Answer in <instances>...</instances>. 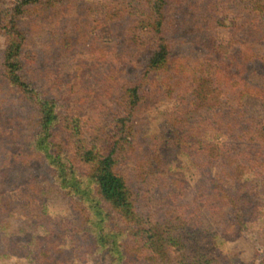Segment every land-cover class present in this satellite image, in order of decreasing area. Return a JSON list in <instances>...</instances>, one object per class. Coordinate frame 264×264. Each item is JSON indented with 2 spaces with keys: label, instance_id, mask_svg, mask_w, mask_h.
<instances>
[{
  "label": "trees",
  "instance_id": "16d2710c",
  "mask_svg": "<svg viewBox=\"0 0 264 264\" xmlns=\"http://www.w3.org/2000/svg\"><path fill=\"white\" fill-rule=\"evenodd\" d=\"M0 37V264H219L204 213L264 264V0H0Z\"/></svg>",
  "mask_w": 264,
  "mask_h": 264
},
{
  "label": "rangeland",
  "instance_id": "374dc122",
  "mask_svg": "<svg viewBox=\"0 0 264 264\" xmlns=\"http://www.w3.org/2000/svg\"><path fill=\"white\" fill-rule=\"evenodd\" d=\"M82 1L83 3L93 4L101 0H82ZM219 2H221V4ZM217 4L218 5L216 6L218 10H222V6L226 5L222 1H218ZM43 25H44V28H43L44 31H42V33H40L38 29L36 30L35 25L31 26V30L32 31L35 30L32 33V40L34 43L33 46L37 50H39L40 53L42 50L41 46L43 45V42L41 39L47 40L50 38L48 29L49 27L52 26V24L51 22L50 24L47 22L46 23L42 22V26ZM37 33H39V35H37ZM221 33L225 35L226 31L222 30ZM91 41H92L91 38H89L88 42L90 43ZM2 42L3 40L0 37V56H1V50H2ZM74 56H76V58L79 57L86 62L84 65L85 66L84 68H85V71L92 76L91 78H98V76L96 75L100 76V72L97 73L93 70V68L95 67V64H92L90 54L88 53V50L86 48H82V47L78 48L77 51H75ZM68 66H70L69 71H68L69 73L73 65H70V63H68ZM102 72H104L103 69H102ZM91 86L93 87L94 91L93 93L86 94L85 98L87 99V101H89L90 104L94 103L95 106H99L100 102L106 100V97H104V93H106V89H104V86L100 82H97V83L94 82L92 83ZM170 106H171V101H167L166 99H163L160 102H158L151 110L145 111V113L141 114L140 118L143 122L142 123L143 126L145 128L148 127V135L156 134V132L159 129V124L162 119L160 112L161 111L164 112L165 109L169 108ZM263 116H264V113H263ZM186 172L188 175H192L191 170L188 169L186 170ZM190 178L192 181L189 185V188L187 189V194H186L187 201H191L193 197L196 196V182L197 181L195 182V180L192 179V177ZM51 210L59 211L60 208L59 206H57V207H53ZM209 218H210L209 214L204 213L203 221H204L205 227L207 228V230L209 228L211 232L215 233L217 236L215 247L221 258V263L219 262V264H260V261L263 257L262 256L263 253L261 250V246L255 240V237L252 233L246 232L245 237L247 239V244L249 242L250 243L252 242L253 248L249 244H248V248L245 247L246 245L241 241V244H239L237 249H235L234 245L236 242L230 241L229 237L225 235L224 229H222L219 226L213 225V222L209 220ZM239 251H241V253H238ZM253 253H257L255 258H253ZM107 262H108L107 255L98 254V255L89 256L85 264H107Z\"/></svg>",
  "mask_w": 264,
  "mask_h": 264
}]
</instances>
